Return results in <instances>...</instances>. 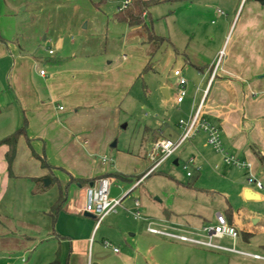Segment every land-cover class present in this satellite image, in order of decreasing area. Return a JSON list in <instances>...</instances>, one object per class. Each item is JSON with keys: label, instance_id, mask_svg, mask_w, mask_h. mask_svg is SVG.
Returning <instances> with one entry per match:
<instances>
[{"label": "crops", "instance_id": "crops-1", "mask_svg": "<svg viewBox=\"0 0 264 264\" xmlns=\"http://www.w3.org/2000/svg\"><path fill=\"white\" fill-rule=\"evenodd\" d=\"M122 3L107 13L100 1L95 11L88 13L82 27L85 19L80 25L66 22L60 19L62 7L58 2L48 3L47 27L42 28L46 31L43 54L31 47L38 37L34 29H28L20 42L18 37L9 41L12 132L27 122L26 134L17 143L13 176L8 174L5 157L8 146L0 145V171L7 173L3 195H8L12 210V226L0 229L6 241L0 242V252L12 249V264H103L100 252L106 239L102 232L100 240H96L97 219L83 209L86 187L104 176L110 177L112 184L120 180L110 173L129 176L130 179L120 181L135 185L143 175L149 163L147 152L136 155L114 148L119 144L120 131L128 125L130 110L138 101L140 80L147 88L144 68L149 63L146 72H155L154 53L165 43L184 58L187 70L196 72L195 82L188 80L185 85L186 96L181 103L176 101L178 82L171 87L159 80V86L168 94L163 93L166 99L174 98L180 119L187 118L204 99L202 115L220 127L226 149L250 163V168L245 169L247 178L257 173L264 177V165L252 148L256 145L264 157V2L255 0L243 6V0H158L146 14L153 32L166 38L157 49L144 41L139 26L117 18ZM220 5H227L232 12L224 25L228 29L234 27V32L225 35L227 39L215 47L204 45L198 34V41L207 47L201 51L199 46L192 45L193 20H198L194 26L201 33L202 17H223ZM50 9L53 11L48 13ZM3 44L0 36L1 56L6 58L8 52ZM222 52L212 78L211 69ZM41 70L45 73L41 74ZM173 131L179 136V122ZM189 144L201 151V178L210 183L207 188L223 190L227 200H234V205L228 202L225 214L227 218L231 216L230 223L239 231L234 241L242 233L244 243H249L257 225L264 229V212L252 208L253 203L259 202L264 210V188L250 186L247 179L238 177L239 170L235 168L239 167L227 164L214 149L207 151L205 133L200 132ZM34 152L45 156L50 166H42ZM103 156L108 160L103 161ZM46 178L50 182H45ZM60 183L67 184L66 201L54 220L48 210L59 198ZM140 207L141 204L139 211ZM217 212L221 211L215 212V221ZM172 214L168 211L165 220L159 222L144 219L148 233L164 237L170 244H175L171 243L173 239L188 242L182 243L184 246L197 244L148 230L151 222L154 227L199 238V221L195 225L176 222L171 219ZM221 251L264 260V255L257 253ZM114 254L126 257L121 251L114 250Z\"/></svg>", "mask_w": 264, "mask_h": 264}, {"label": "rangeland", "instance_id": "rangeland-1", "mask_svg": "<svg viewBox=\"0 0 264 264\" xmlns=\"http://www.w3.org/2000/svg\"><path fill=\"white\" fill-rule=\"evenodd\" d=\"M100 1L103 2L102 10L109 13L124 0H0V36L3 38L5 51L8 52L6 58H4V56H1L2 52L0 50V139L12 132V87L9 83L12 70V48L9 46V41H12L13 38L16 40L18 37V42H20L21 37L26 34L28 29H34L38 37L31 47L43 54V44L45 43L43 38L46 31L43 32L42 28L47 27L45 23L48 14L45 11L48 8V3L58 2L59 7H62L59 8L61 11L60 19L66 22L75 21L76 24L80 25L85 19L80 25L82 27L89 17L88 13L94 12ZM251 1L254 2L255 0H243L242 5ZM242 5L239 6L240 11L244 6ZM220 8L224 10L222 18H218L216 15L201 18V33L194 26V23L198 20H193L191 30L195 36L192 45L195 48L199 46L202 51L207 49L204 45L210 46L208 44H213L215 47L216 43L220 44L221 40L227 39L225 35L231 36L234 32V27L228 29L224 25V20L227 17L231 19L232 12L227 5H220ZM51 11L53 9H50L48 13ZM245 11L246 9L243 15ZM181 14L184 15L185 12H181ZM35 17H37L36 22H34ZM212 32L214 33L212 36L215 38L211 40L212 36L210 34ZM198 34H200V41L204 45L198 41ZM152 64L155 72H146L147 70L146 73L144 72V83H146L147 88L143 87L142 80L138 83V89H140L137 92L138 101L130 110L128 125L120 131L119 144L114 149L120 148L128 152L131 151L136 155H144L145 152L148 153L152 149L156 137L159 135L171 139L175 143L178 142L179 136L174 133L173 129L178 126L180 112L174 105V98L168 100L163 95L159 80L161 79L160 81L172 87L177 82L174 71L182 69L186 78L193 83L196 80V72L187 70L188 64L185 63L184 58L177 55L173 47L166 43L155 51ZM156 97L161 98L158 100ZM187 118L185 117V119ZM191 140L180 144L174 153L166 157L153 173L142 179L140 185L136 186L120 180L113 182L110 187V199H122L129 189L136 187L121 200L115 210L103 217L95 230L96 232L98 229L96 240H100V235L103 232L102 236L106 239L105 241L111 242L110 246L101 245L100 255L103 264H264V260L261 259L206 246L197 244L184 246L185 244L182 243L188 242L175 239H173L174 242H171L175 244H170L166 242L167 240L165 241L164 237L151 236L146 230L147 222L144 219H154L159 222L165 220L168 211H172L171 219L176 222H188V224L193 222L195 225L199 221L198 236L207 239L205 237L207 232L204 231V227L216 222L214 220L215 212L220 210L226 214L228 202L229 204H235L234 200H227L222 193L223 190L216 191L218 189L209 190L207 188L210 183L203 181L201 178L204 165H202L201 172L195 169L197 165H200L201 151H197L193 145L189 144ZM111 149L114 150L109 147V150ZM211 149L213 150L210 145L206 148L207 151ZM192 155L196 157L195 163L185 168L186 162ZM175 160H178L177 164ZM146 162H148L147 158ZM148 168L149 163L142 172L145 173ZM235 169L239 170L238 177L247 179L246 168L239 167ZM262 172L264 173V171ZM188 173L192 175H188ZM6 176L7 173L0 171V229L2 231H4L5 226H12L10 201L8 195H3ZM134 178H137V176ZM253 179L260 180L264 188V177L260 173H257ZM247 183L250 186L255 185L254 182L248 180ZM75 197L77 198L78 195L75 194ZM136 200L141 203L138 219L134 216V213L138 210L135 204ZM252 208L256 212H264L259 202L253 203ZM2 234L4 235V233ZM213 241L228 247L235 245L237 249L245 252L264 255V229L260 225L256 226L254 234L249 238V243H244L242 233H240L237 242L229 236L214 238ZM0 242H6L1 235ZM114 247H117L118 251L124 253L126 257L115 255ZM188 247H193V249H188ZM0 255V264H12V249L1 250Z\"/></svg>", "mask_w": 264, "mask_h": 264}, {"label": "built area", "instance_id": "built-area-1", "mask_svg": "<svg viewBox=\"0 0 264 264\" xmlns=\"http://www.w3.org/2000/svg\"><path fill=\"white\" fill-rule=\"evenodd\" d=\"M130 3V0H124L122 5L119 7V10L127 7ZM219 12L224 13L222 10ZM50 53H53V50H50ZM223 57V52L219 54L216 62L214 63L211 69V76L212 78L215 77L217 69L221 63V59ZM41 74H44L45 71L41 70ZM175 76H177L178 82V93L176 101L177 103H181L185 96H186V89L185 85L187 84L188 79L182 72V69H176L174 71ZM203 108H204V99L198 103V105L193 109L191 114L187 119H180L179 127L181 128V132L179 134L178 142H174L171 139L159 137L155 140L152 149L147 153V160L149 161V168L147 171L141 175L137 181L136 185L139 184L142 179L149 174L153 173L161 164V162L168 156L172 155L176 148L182 144L183 142L193 139L197 136L200 132L206 134V142L210 145L216 152L220 153L223 156V160L227 164H231L237 167H244L250 168V163L246 160L239 158L238 156L230 153L223 142L222 132L220 127L203 117ZM195 155H192L185 164V168H188L190 164L195 163ZM103 161H107L108 158L106 156L102 157ZM197 171L202 169L201 165H197L195 167ZM188 175H192L188 173ZM253 175H250L247 180L249 182H254L255 186L258 188H262L263 184L260 180L253 179ZM112 184V179L110 177H100L97 180L89 183L86 187V197H85V204L83 209L93 214L97 219V225L101 222L103 217L110 213L111 211L115 210L116 206L121 203L122 199H110V187ZM136 207L139 208L140 201H135ZM135 217H140V212L137 210L135 213ZM153 223L150 222L148 226V230L154 233H162L168 236L177 237L182 240L191 241L200 245L208 246L211 248L221 249V250H229L234 251L242 254H247L245 251L237 249L235 246L228 247L213 241L214 238H222L225 236H230L232 238H236L239 234L238 229L232 225L226 215L222 212L216 213V222L212 225L204 227V231L207 232L205 237L203 238H195L186 234H180L176 232H170L158 227H154ZM105 245H111V242L104 241ZM115 251H118L117 247H114ZM259 256V255H255Z\"/></svg>", "mask_w": 264, "mask_h": 264}, {"label": "trees", "instance_id": "trees-1", "mask_svg": "<svg viewBox=\"0 0 264 264\" xmlns=\"http://www.w3.org/2000/svg\"><path fill=\"white\" fill-rule=\"evenodd\" d=\"M158 2V0H130L127 7L119 10L117 18L119 20L127 22L131 26H139V32L143 37L144 41L155 45V48H159L160 45L166 40L165 37L158 36L153 32L151 23L146 17L148 8L153 4ZM150 68L149 63L145 66L144 72ZM27 131V122L24 121L23 125L17 128L12 133L0 139V145H7L8 150L6 152V161L8 165V174L13 176L12 165L16 156L17 143L22 135H25ZM252 148L259 159L260 163L264 165V157L256 145H252ZM35 157L41 162L42 166L49 167V163L45 156L34 152ZM109 174V173H108ZM110 175L116 176L121 179H130L129 176L122 175L121 173H110ZM107 177V176H104ZM60 195L57 202L48 210V213L52 215L53 219H56L57 214L63 209L64 203L66 201V187L67 184H59ZM134 189V188H133ZM133 189H131L125 196H127ZM228 221H231V216L229 215Z\"/></svg>", "mask_w": 264, "mask_h": 264}, {"label": "water", "instance_id": "water-1", "mask_svg": "<svg viewBox=\"0 0 264 264\" xmlns=\"http://www.w3.org/2000/svg\"><path fill=\"white\" fill-rule=\"evenodd\" d=\"M258 1H259V2H262V3L264 2V0H258ZM162 91H163L164 95H166V96L168 95L167 92H166V90H162ZM177 162H178V160H175V163H177ZM44 180H45V182H47V183L50 182V180H49L48 178H46V179H44ZM87 214H90V213H87Z\"/></svg>", "mask_w": 264, "mask_h": 264}]
</instances>
